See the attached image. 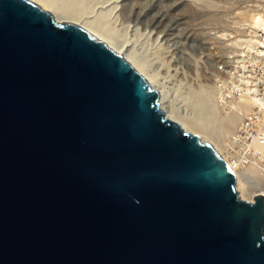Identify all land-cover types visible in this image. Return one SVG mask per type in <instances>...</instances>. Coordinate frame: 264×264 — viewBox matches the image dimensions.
<instances>
[{
  "label": "water",
  "instance_id": "1",
  "mask_svg": "<svg viewBox=\"0 0 264 264\" xmlns=\"http://www.w3.org/2000/svg\"><path fill=\"white\" fill-rule=\"evenodd\" d=\"M104 43L0 0V264H264V196Z\"/></svg>",
  "mask_w": 264,
  "mask_h": 264
},
{
  "label": "rangeland",
  "instance_id": "2",
  "mask_svg": "<svg viewBox=\"0 0 264 264\" xmlns=\"http://www.w3.org/2000/svg\"><path fill=\"white\" fill-rule=\"evenodd\" d=\"M41 1L65 19L86 23L129 51L155 77L175 114L192 122L200 138L205 135L204 140L224 153L226 138L241 116L236 112L232 125L225 121L230 109L214 96L215 69L237 51L240 40L259 29L251 18L263 17L264 0ZM247 170L256 182L237 175L249 199L264 192V179L257 169Z\"/></svg>",
  "mask_w": 264,
  "mask_h": 264
},
{
  "label": "built area",
  "instance_id": "3",
  "mask_svg": "<svg viewBox=\"0 0 264 264\" xmlns=\"http://www.w3.org/2000/svg\"><path fill=\"white\" fill-rule=\"evenodd\" d=\"M212 90L216 100L228 107L244 103L240 120L224 143L225 162L249 182L264 179V29L239 41L237 51L217 64Z\"/></svg>",
  "mask_w": 264,
  "mask_h": 264
},
{
  "label": "bare ground",
  "instance_id": "4",
  "mask_svg": "<svg viewBox=\"0 0 264 264\" xmlns=\"http://www.w3.org/2000/svg\"><path fill=\"white\" fill-rule=\"evenodd\" d=\"M30 1L36 3L40 8H42L44 11H46L52 17L54 22H56V23H73V24L81 27L83 30L87 31L90 35L95 37L97 40L104 43L114 53L121 56L124 61L129 63L135 69V71L144 79V81L151 88L157 90V92H158V102L157 103H158V106L161 109V111H163V114L168 119L178 122L179 125L182 127V129L196 133V131H197L196 126H194V124H191L192 122L190 120H188V121H190L191 123L187 122V120L185 121L183 118L178 117V115L175 114V112L170 107L169 103H167V98H166V95L164 93V90L161 89L157 85L155 77L152 74L148 73L147 70L145 69V67L140 62H138V60L136 58H134V56L131 53H129V51L128 52L124 51L122 49L123 47H121V45L120 46L117 45L115 43V41H113L111 38H109L106 34L99 32L98 30L89 26L88 24H86V23L79 24L77 21L67 20V19H65L64 16L58 15L54 10H51L50 7H48L47 3L42 2L41 0H30ZM251 22H252L254 27L264 29V13H263V17L260 14L252 16ZM245 106L246 105L244 103L228 104V109H230V111H229V113L225 114V116H226L225 121L227 122V124H229V125L234 124L235 121L237 120L238 115H240V111H242L245 108ZM236 112H238V115H236ZM204 136L205 135H203V138L201 137V139L204 140V138H206ZM217 148H219V147L216 146L215 149L218 151L220 156L222 158H225V155H223L224 153L221 152V150H219ZM237 173L239 174V172L234 171V176L236 177L235 178V188H236L238 197L243 198V199H247V200H253V196H255L256 194H253L252 198L250 197L249 199L246 197L245 184L240 180ZM258 194H262L264 196L263 191L259 192Z\"/></svg>",
  "mask_w": 264,
  "mask_h": 264
}]
</instances>
